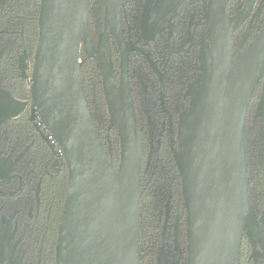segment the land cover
Segmentation results:
<instances>
[{"label": "water", "instance_id": "1", "mask_svg": "<svg viewBox=\"0 0 264 264\" xmlns=\"http://www.w3.org/2000/svg\"><path fill=\"white\" fill-rule=\"evenodd\" d=\"M230 1L208 3L210 44L177 131L176 148L174 138L172 142L186 210L187 264H241L245 227L255 242L259 237L249 198L245 121L253 91L264 77V25L244 49L240 44L233 53L234 32L257 0H245L233 17ZM122 2L105 0V28L96 48L89 35L88 0H41L31 94L68 170L56 264H139L142 151L130 86L131 48L121 25ZM263 8L260 0L244 38ZM110 33L120 50L119 82L105 57ZM82 47L102 76L120 142L118 167L108 157L85 100ZM169 212L170 208L166 225ZM179 223L180 215L175 230L178 249Z\"/></svg>", "mask_w": 264, "mask_h": 264}, {"label": "flooded vegetation", "instance_id": "2", "mask_svg": "<svg viewBox=\"0 0 264 264\" xmlns=\"http://www.w3.org/2000/svg\"><path fill=\"white\" fill-rule=\"evenodd\" d=\"M2 1L4 0H0ZM209 1L122 2L121 25L131 48L129 76L141 137L142 165L149 171L155 172L154 168L162 159V152L168 148L174 157L173 138L176 148L182 113L188 109L190 92L201 73L205 46L210 44L206 19ZM244 2L245 0L241 3L230 1L231 17L242 9ZM259 2L260 0L256 1L252 13L234 32L233 53L240 44V50L244 49L262 28L259 26L264 17V8L261 14L254 18L244 38ZM87 9L89 35L97 48L105 28V0L102 10L97 2L90 7L87 5ZM96 19L99 23H96ZM14 42L10 35L0 42V264H56L58 231L67 199L68 170L60 147L46 137L49 131L40 123L32 94L30 100H19L10 89V75L5 61L17 52ZM82 49L84 50L83 47ZM35 52L31 57L29 51L24 49L18 55L19 74L26 77L30 89L31 83L28 82L33 76ZM84 53V63L93 60L86 59L85 50ZM105 57L107 62L109 58L112 59V71L119 82L120 50L113 33H110L106 44ZM25 62L29 63V70L32 69L31 76L23 67ZM160 79H163V94ZM245 127L250 176L256 162L264 160V77L253 91ZM52 158L57 161L54 169L46 164ZM62 158L64 168L60 162ZM64 169L67 171V186L66 198L63 201V197L58 193L57 173ZM159 174L162 177V188L158 197L164 212L156 264H187V223L183 194L181 199L173 196L175 176L171 168L163 167ZM178 176L181 182L179 172ZM251 203L257 214L259 237L255 242L251 231L245 227L241 264H264V215L252 201ZM178 215L181 232L179 249L175 244Z\"/></svg>", "mask_w": 264, "mask_h": 264}, {"label": "trees", "instance_id": "3", "mask_svg": "<svg viewBox=\"0 0 264 264\" xmlns=\"http://www.w3.org/2000/svg\"><path fill=\"white\" fill-rule=\"evenodd\" d=\"M241 3L242 0H232ZM95 2L99 3L101 10L104 7V0H88V7ZM41 0H4L0 2V42L11 36L15 40L14 47L17 52L10 55L5 61V67L10 75V89L13 95L19 100H30L31 89L27 86L26 77L19 74L18 55L27 49L33 57L39 37L38 16ZM264 25V17L259 28ZM20 31L22 33L12 32ZM80 56L85 57L84 50ZM82 83L86 103L91 112L92 118L100 133L104 148L109 159L116 165L119 163L120 142L118 134L112 124L108 103H106L102 78L93 60H87L82 66ZM142 151V145H141ZM160 164L149 171L141 163V177L139 181L140 212H141V241L138 252L139 264H156L158 253V241L161 222L163 219L164 207L159 202V190L162 188V177L159 174L161 169L171 168L175 177L173 183V196L179 199L182 197L181 182L175 166L174 157L168 148L162 152ZM55 159L46 162L52 169L57 165ZM63 168L65 163L63 158L60 160ZM164 164V165H163ZM60 165V164H59ZM250 173V200L256 205L257 209L264 215V160H259ZM153 169V168H152ZM58 193L66 198L67 171L57 173ZM55 187V183H54ZM63 208V207H62ZM242 252V246H241ZM242 254V253H241Z\"/></svg>", "mask_w": 264, "mask_h": 264}, {"label": "rangeland", "instance_id": "4", "mask_svg": "<svg viewBox=\"0 0 264 264\" xmlns=\"http://www.w3.org/2000/svg\"><path fill=\"white\" fill-rule=\"evenodd\" d=\"M96 23H99V21L96 19ZM263 27V26H262ZM82 57H80V60L82 61ZM33 62V61H32ZM109 65H110V67H112V59H110L109 58ZM24 68H25V70H26V72H27V74L29 75L30 74V76L32 75V69L31 70H29V68H30V65H29V63H26L25 62V64H24V66H23ZM29 84L31 83V80H29V82H28ZM19 106L21 107L22 105L21 104H19ZM185 114H186V109L183 111V113H182V119L184 118V116H185ZM119 160H120V156H119ZM111 161L114 163V165L116 166V167H118V165H119V163H118V165H116L115 164V162L111 159ZM249 165V164H248ZM251 201V200H250ZM161 257H162V254H161ZM161 257H159L160 258V260H161Z\"/></svg>", "mask_w": 264, "mask_h": 264}, {"label": "built area", "instance_id": "5", "mask_svg": "<svg viewBox=\"0 0 264 264\" xmlns=\"http://www.w3.org/2000/svg\"><path fill=\"white\" fill-rule=\"evenodd\" d=\"M39 120H40V123H42L40 118H39ZM46 137L51 143H53L54 145H57V142H56L54 136L50 132H47Z\"/></svg>", "mask_w": 264, "mask_h": 264}]
</instances>
